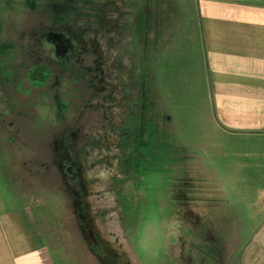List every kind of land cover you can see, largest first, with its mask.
Returning a JSON list of instances; mask_svg holds the SVG:
<instances>
[{
  "label": "rangeland",
  "instance_id": "rangeland-1",
  "mask_svg": "<svg viewBox=\"0 0 264 264\" xmlns=\"http://www.w3.org/2000/svg\"><path fill=\"white\" fill-rule=\"evenodd\" d=\"M184 4L0 0V172L53 264H237L264 218V135L216 124Z\"/></svg>",
  "mask_w": 264,
  "mask_h": 264
},
{
  "label": "crops",
  "instance_id": "crops-1",
  "mask_svg": "<svg viewBox=\"0 0 264 264\" xmlns=\"http://www.w3.org/2000/svg\"><path fill=\"white\" fill-rule=\"evenodd\" d=\"M182 1L195 4L191 6L216 124L234 134L264 135V0ZM260 140L251 139V145ZM6 177L0 172V264H53L29 223L27 208L14 206L7 196ZM246 188L244 184L241 191ZM245 220L255 228L238 249L236 262L264 264V218L256 221L249 215Z\"/></svg>",
  "mask_w": 264,
  "mask_h": 264
},
{
  "label": "flooded vegetation",
  "instance_id": "flooded-vegetation-1",
  "mask_svg": "<svg viewBox=\"0 0 264 264\" xmlns=\"http://www.w3.org/2000/svg\"><path fill=\"white\" fill-rule=\"evenodd\" d=\"M54 40H55V39L52 38V43L54 44V48H56V47H57V44L55 43Z\"/></svg>",
  "mask_w": 264,
  "mask_h": 264
}]
</instances>
